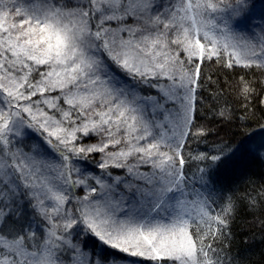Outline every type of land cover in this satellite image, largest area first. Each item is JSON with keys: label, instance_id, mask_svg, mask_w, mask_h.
Here are the masks:
<instances>
[{"label": "snow or ice", "instance_id": "obj_1", "mask_svg": "<svg viewBox=\"0 0 264 264\" xmlns=\"http://www.w3.org/2000/svg\"><path fill=\"white\" fill-rule=\"evenodd\" d=\"M212 63L264 76V0H0V264H226L214 177L264 143L185 157Z\"/></svg>", "mask_w": 264, "mask_h": 264}, {"label": "trees", "instance_id": "obj_2", "mask_svg": "<svg viewBox=\"0 0 264 264\" xmlns=\"http://www.w3.org/2000/svg\"><path fill=\"white\" fill-rule=\"evenodd\" d=\"M203 71L211 80L205 79L202 85L200 96L203 107L199 108V112L203 119L200 122L211 130V134L206 138L189 141L185 149L186 158L190 154L202 152L218 154L221 148L230 151L238 145L250 143L264 133V83H261L264 76L241 68L226 69L216 63L205 67ZM242 75L253 83L256 91L246 102L239 95V79ZM145 91L152 90L146 88ZM209 108H212L211 112L207 111ZM221 109L228 110L230 120L214 116ZM88 141L95 142L94 139ZM243 155L247 157L245 166H236L243 158L233 162L232 186L226 190L218 189L214 197L215 211L224 207L229 199L238 209L231 222L230 234L223 240L222 256L226 264L229 261L231 264H264V148L259 149L255 155ZM95 158L99 160V155L95 154ZM198 163L190 161L186 165V171L191 169L188 171L190 177L196 173ZM88 167L95 168V163L90 162ZM112 171L114 174L122 172L115 169ZM95 172L102 175L99 169H95ZM76 194L82 193L77 190Z\"/></svg>", "mask_w": 264, "mask_h": 264}, {"label": "rangeland", "instance_id": "obj_3", "mask_svg": "<svg viewBox=\"0 0 264 264\" xmlns=\"http://www.w3.org/2000/svg\"><path fill=\"white\" fill-rule=\"evenodd\" d=\"M259 23H260L259 20L254 21V24H259ZM251 32L255 33L258 36L260 34V28L259 27H252L251 28ZM85 143H92V142L86 140ZM250 143H252L254 146L257 145V143H258V145L261 144V143H264V133H263V135L258 136V138L252 139L250 141ZM54 157H55V154H53V157H50L49 159H53ZM240 158L241 159L243 158V160L239 161V163H237L236 166H238V167L240 166V168H242L247 163V161H246L247 157H245V155H243L241 153H237V158L236 159H240ZM234 161H235V159L231 163H229L225 168L221 169L220 172L218 173V175H216L214 177V179L216 180V184L214 186L216 191H214L213 194H212V199L213 200H215L214 197L216 196V193L218 192V189L219 190H226V189H228L229 187L232 186L231 182H233V181L231 180V177L233 176L232 171H233V162ZM80 195H83V193L80 194Z\"/></svg>", "mask_w": 264, "mask_h": 264}]
</instances>
